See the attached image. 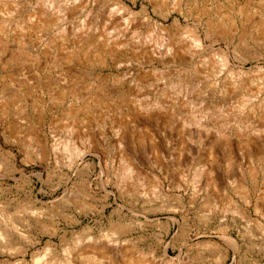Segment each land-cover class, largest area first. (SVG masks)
Instances as JSON below:
<instances>
[{"label": "rangeland", "instance_id": "obj_1", "mask_svg": "<svg viewBox=\"0 0 264 264\" xmlns=\"http://www.w3.org/2000/svg\"><path fill=\"white\" fill-rule=\"evenodd\" d=\"M122 1L133 14L116 0H0V264H110L76 251L93 244L115 264H264V150L215 136L264 126L260 0ZM159 101L168 113L130 116ZM126 160L138 174L122 183Z\"/></svg>", "mask_w": 264, "mask_h": 264}, {"label": "bare ground", "instance_id": "obj_2", "mask_svg": "<svg viewBox=\"0 0 264 264\" xmlns=\"http://www.w3.org/2000/svg\"><path fill=\"white\" fill-rule=\"evenodd\" d=\"M250 2V1H249ZM260 4H261V8L263 10L264 8V0H260L259 1ZM116 3L121 7L122 11L124 12H127L129 14H133L134 11L131 10V8L127 5H125V3L122 1V0H116ZM119 7V8H120ZM244 7V6H243ZM260 8V9H261ZM7 9V8H6ZM249 9V8H248ZM248 9L246 10V8H239V15L240 17H244L246 18V20H248V18L250 17V12L248 11ZM259 9V8H258ZM6 11V10H5ZM145 11V9H142L141 12ZM237 14H238V11H237ZM33 18L35 17V15H32ZM31 18V17H29ZM216 18V17H215ZM41 19V18H40ZM44 22V21H43ZM218 22V21H217ZM217 24V23H216ZM214 24V26L216 25ZM220 25V27L223 25V23H218ZM217 24V25H218ZM236 24V23H235ZM258 23V28L257 30L260 32V25ZM211 27V26H210ZM223 28V27H222ZM227 29V28H226ZM195 30V29H194ZM220 30V29H219ZM234 30V29H232ZM79 31V30H78ZM164 31V30H163ZM224 31V30H223ZM227 31V30H226ZM246 31V30H245ZM264 30H262L260 33H263ZM241 33V32H240ZM244 33V32H242ZM186 34V33H185ZM257 35L259 33H256ZM163 35V34H162ZM240 35V34H239ZM242 35V34H241ZM164 36V35H163ZM152 37V36H151ZM151 39V38H150ZM189 39H190V45L192 46L191 48H201L203 47L204 45V38L202 36V34L199 32L196 34L194 33V35H190L189 36ZM243 40V39H242ZM257 41V40H256ZM165 43V42H164ZM162 43H160V46H161ZM122 46V45H121ZM159 48V47H158ZM164 48V45L163 47ZM166 52H172V49L173 47L168 46L166 45L165 48ZM175 49V48H174ZM195 53V52H194ZM146 54V53H145ZM147 55V54H146ZM226 55V54H225ZM223 56L222 58V64L223 66H226L229 62V58L227 56ZM144 58V56H143ZM204 59V58H203ZM206 60V59H205ZM213 61V60H211ZM210 67V66H209ZM212 68V67H211ZM216 68V67H215ZM215 68L213 67L212 68V74L215 73ZM226 68V67H225ZM210 70V69H209ZM259 72V71H258ZM244 74V73H243ZM157 76V75H156ZM155 76V77H156ZM242 78V77H241ZM242 84V83H240ZM239 85V84H238ZM237 86V85H236ZM240 86V85H239ZM248 86V85H247ZM251 86V85H250ZM241 87V86H240ZM235 88V87H234ZM243 88V86H242ZM188 89V88H187ZM188 91V90H187ZM227 91V90H226ZM253 91V90H252ZM169 94V93H168ZM167 94V95H168ZM230 94V93H229ZM252 94V93H251ZM63 95V94H62ZM245 95V94H244ZM250 95V94H249ZM101 97V96H100ZM165 97V96H164ZM171 98V97H170ZM243 100V98H242ZM101 101V100H100ZM137 101V100H136ZM241 101V100H240ZM134 102V101H133ZM171 102V101H170ZM244 102V101H243ZM99 103V102H98ZM141 102L139 103H133V111H131V114L130 116L132 117V115H135V116H145L144 118L146 119H153L155 117H159L161 115H163L162 113H166L167 110H166V106H164V104L162 103L161 104V101H159V103H152L150 105H148L149 103H147L146 105L144 104H140ZM242 103V101H241ZM9 104V103H8ZM172 105V104H171ZM241 105H244L243 103ZM241 105L240 104H236L234 108V110L232 111H235L236 113L238 112H241ZM131 106V104L129 105V107ZM173 106V105H172ZM245 106V105H244ZM5 107V106H4ZM8 107V106H7ZM169 108V107H168ZM167 108V109H168ZM174 108V107H173ZM81 109V108H80ZM176 109V108H175ZM194 109V108H193ZM4 110V108H3ZM82 110V109H81ZM87 111V110H86ZM175 111V110H174ZM2 112V111H1ZM225 112V111H224ZM71 113V112H70ZM168 113V112H167ZM223 113V112H222ZM221 113V114H222ZM242 113V112H241ZM173 114V112H172ZM220 114V112H219ZM220 114V115H221ZM225 116V115H224ZM235 116V115H234ZM133 118V117H132ZM162 118V117H161ZM228 118V117H227ZM229 119V118H228ZM186 120V119H185ZM199 119H196V125H200L202 124L203 126V123H197ZM242 120V119H241ZM138 121V120H137ZM194 121V120H193ZM149 122V121H148ZM183 122V121H182ZM201 122V121H200ZM227 122V121H226ZM192 123V121L189 123V121L186 123V122H183V126L182 127H187L186 125H190ZM195 123V122H193ZM221 123V122H220ZM182 124V123H181ZM224 124V123H223ZM73 126V125H72ZM201 126V128H202ZM206 126V125H205ZM204 126V127H205ZM260 126V125H259ZM54 127V126H53ZM181 127V128H182ZM197 127V126H196ZM203 127V129H204ZM207 127V126H206ZM211 127V126H209ZM207 127L206 130L209 128ZM225 127V126H223ZM232 127V126H231ZM200 128V127H199ZM68 129V128H67ZM214 129V128H212ZM218 129V128H217ZM224 129V128H223ZM226 129V128H225ZM228 129V128H227ZM235 129V128H234ZM216 130V128H215ZM71 131V130H70ZM205 131V130H204ZM210 131V130H209ZM218 131V130H217ZM220 131V132H219ZM218 133L215 134V136L217 137L216 140H219L221 139V141L223 140V142H225V145L228 147V149L232 150V146L234 148H236V151H240L242 150V152H246L248 154H255V153H260L261 151L264 150V126L262 125L261 127H252L251 125H247V121L246 122H239L238 125H236V131L234 132V134H229L227 132H222V129L219 130ZM208 132V130H207ZM206 132V133H207ZM199 134V133H198ZM211 135V134H210ZM234 135L235 137V140L232 138ZM232 136V137H231ZM213 137V136H212ZM64 149H66V151L69 153V156H79L81 155V151L80 149L76 148L74 146L73 143H70V140H67V142H65V145H64ZM212 147V146H211ZM216 148V147H215ZM264 153V151H263ZM68 156V155H67ZM262 156V155H261ZM259 155V157H261ZM76 158V157H75ZM122 159V158H121ZM126 159V158H125ZM73 160V159H72ZM258 161V160H257ZM230 162V161H229ZM256 162V161H255ZM259 164V163H258ZM262 165V164H261ZM264 166V165H263ZM120 168V167H119ZM206 168V167H205ZM203 171V170H202ZM206 171V170H205ZM137 173L138 174V169H135V165H133L129 160H126L124 163H123V167H121V174L119 177H121V181L122 183L125 182V180L127 179H130L132 178V176H134V174ZM197 173V172H196ZM212 173V172H211ZM141 174V173H140ZM217 174V173H216ZM215 174V175H216ZM255 175L254 176H257V175H264V168L263 167H257L256 170H255ZM217 176V175H216ZM219 176V175H218ZM198 177V176H197ZM260 177V176H259ZM263 177V176H262ZM217 178V177H216ZM207 179V178H206ZM218 179V178H217ZM195 181V180H194ZM264 181V180H263ZM160 182V181H159ZM210 182V181H209ZM129 183V182H128ZM220 184V183H219ZM210 185H213V188L215 190H217V187L216 185V181L214 180V178L211 177V184ZM139 186V185H138ZM143 187V186H142ZM211 187V186H210ZM124 188H127L126 185ZM220 191V190H219ZM237 191V190H236ZM93 193V192H92ZM240 195V194H239ZM31 205H33L31 203V201L27 200V201H24L23 204H18L19 208H17L18 210H21V209H30L31 208ZM10 206V203H7L6 208H8ZM17 206V207H18ZM229 207V206H228ZM21 208V209H20ZM260 211V210H259ZM2 217V216H1ZM0 217V218H1ZM2 221L4 222L3 218L0 219V241H6V239L9 241L8 239V233L7 231L4 230V228L2 226L4 225H1L2 224ZM14 223V222H13ZM13 226V225H12ZM4 230V231H3ZM7 230V229H6ZM7 233V234H6ZM49 243H47V246L46 247H49L48 246ZM119 245V244H118ZM76 248V247H75ZM81 249L78 250L76 248V251L78 252H82L81 254L83 255H86L88 256L89 253H93V254H99L102 258H105L108 260V262H110V264H115V253H113V251L108 247L106 246L105 244H93V245H86L85 247H80ZM46 249V248H45ZM51 249V248H50ZM45 252V251H44ZM47 252V251H46ZM39 260V256H35L33 258V262L34 264H37ZM69 260V259H68ZM59 264H63V263H59ZM124 264H152L151 263V260L147 259V256L142 254L140 255L139 258L137 259H129V260H126Z\"/></svg>", "mask_w": 264, "mask_h": 264}]
</instances>
